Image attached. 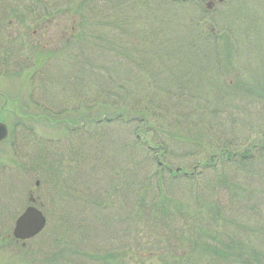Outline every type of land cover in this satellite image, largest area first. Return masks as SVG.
Instances as JSON below:
<instances>
[{"label":"rangeland","instance_id":"374dc122","mask_svg":"<svg viewBox=\"0 0 264 264\" xmlns=\"http://www.w3.org/2000/svg\"><path fill=\"white\" fill-rule=\"evenodd\" d=\"M9 2L14 4L15 0L0 2V113L5 92L13 98L19 97L11 106H15L18 113L22 111L21 105L24 113L30 114L49 115L43 108H51L56 113L66 109L70 112L60 116L50 115L55 121L53 126L45 120L38 124L28 121L23 132L18 131L15 136L13 144L18 146L15 153L12 152L11 144H8L10 139L0 145V264H174L175 257L186 260L188 255L183 257L184 254L196 250L194 241L197 239L198 223L207 218L198 203L201 199L209 201L215 183L223 177L232 182L239 176L236 181L244 183L247 180L243 194L261 201L256 204L257 211L258 214L262 211L264 217V209L260 208L264 205V156L256 152L254 158L240 171L236 170L238 165L229 164L221 157L220 149L229 141L228 148L242 151L247 140L256 139L262 143L264 139V97L260 96L264 88V0H224L222 3L217 0H185L184 5L180 2L177 6H172L170 2L164 5L163 18L169 23L166 38L169 41L183 38V41L173 51L158 53L164 57L161 68L151 65V88L153 82L159 85L151 92L163 101V109L159 113L161 116L153 118L151 126L161 132L163 137L167 136L164 122L166 111L170 113L171 108L181 121H195L205 119L200 117L204 108L203 112L210 121L216 118L213 123H217L213 131L209 132V138L214 136L212 142L205 138L201 141L203 145L209 143L207 154L175 157L174 160L168 157L165 160L173 169L180 168V173L189 175L195 173L196 165L207 160L215 158L216 164L214 169L204 170L200 166L197 175L193 176L194 181L186 178L172 182L168 180L163 189L166 197L162 196L155 184H143L144 196L151 200L146 203H140L141 187L136 171L127 170V167L132 169L128 164L132 161L125 158L120 163L119 148L114 146L115 138L119 136L120 143V135L126 132L124 126L133 129L135 125L123 126L120 121L105 123L103 129L93 135H89L90 129L80 128L77 134H70L66 127L67 120L77 119L78 112L73 111L87 108L84 112L87 124L98 111V105H93L90 99L93 86L88 81L90 67L86 68V64L91 59L117 72L129 68L123 66L122 49L120 52L110 51L113 38L107 40L104 29L98 24L100 19L97 13L104 12V9L94 11V8L103 1L43 2L49 5L45 25L48 19H53V24L47 25L46 29H63L69 34L73 17L79 14L76 9L83 5L86 11L83 27L90 25L89 32L94 35H91L90 40H76L70 45L64 43L68 46L63 50L61 43L59 52L43 51L42 45L49 43L50 35L34 37V29L42 23L29 20L28 29L17 34L39 42L35 50L41 52L32 57L25 55L27 51H21L23 41L14 40L15 43L5 39L8 23L4 13ZM154 2L151 0V7ZM209 2L214 3L210 11ZM134 3L140 7V3ZM134 3L127 8L129 12ZM25 5L34 8L35 2L26 1ZM120 7L123 8V5ZM53 11L55 14H51ZM201 11L206 12V17ZM235 16H238L239 21L235 20ZM163 18L161 21H164ZM130 22L139 31L143 30L144 24L140 19H130ZM195 23L202 29L211 25L217 30H224L222 25H232L233 29L228 36H207L211 40L219 36L210 45L208 40L194 34L198 28ZM189 30L193 32L191 36ZM81 31L83 28L80 27L78 32ZM38 33L42 34L40 30ZM151 40L155 41L153 37ZM193 40L204 45L199 52L189 50L188 45ZM84 43L87 45L86 54L82 50ZM58 44L57 39L55 47ZM119 56H122L123 62ZM82 61H85L83 65L80 64ZM230 62L232 68L225 69L224 75L220 74V68L215 69L213 66ZM35 68L43 70L41 79L33 73ZM129 70L131 74L123 72L121 76L132 77L143 73L134 68ZM75 74H78L79 79L82 76L87 78V86L76 81ZM138 83L146 86V82L141 80ZM175 84H180L184 89L167 88ZM234 84L236 88L234 86L231 89ZM41 85L46 88L43 89ZM72 86L75 89L86 87L88 97L82 92L75 102L74 98L71 99L74 94L63 93L64 90L69 93ZM99 87L102 93L106 82H100ZM248 89L253 90L251 94L247 92ZM80 98L83 99L82 104L78 105ZM84 99L85 102L89 99V103H84ZM107 99L100 102L107 105ZM204 100L209 101L210 108L203 107L206 104ZM115 104L118 106V99ZM116 105L112 104V107L116 108ZM195 128L199 130L197 125L191 126L190 130L194 131ZM154 134L151 129V142H157L152 139ZM110 137L112 141L109 144L99 141V138ZM111 144L112 151L109 150ZM232 173H238V176L234 178ZM238 185L242 188V185ZM30 192H33L34 197H40L37 205L47 215L48 223L42 234L23 246L22 242L13 240L12 233L16 219L29 205ZM233 194L228 195L234 199ZM159 202H163L161 208L157 207ZM181 204L183 206L176 209L181 211L178 215L171 212V209ZM235 210L238 216L245 212ZM227 216L230 217V212ZM169 230L172 232L168 233ZM196 262L199 263L200 258Z\"/></svg>","mask_w":264,"mask_h":264},{"label":"trees","instance_id":"16d2710c","mask_svg":"<svg viewBox=\"0 0 264 264\" xmlns=\"http://www.w3.org/2000/svg\"><path fill=\"white\" fill-rule=\"evenodd\" d=\"M99 1L101 3V0H98V3ZM102 1L101 4H97L98 7H95L94 11H99L102 8L104 9V12L97 13V17L100 19L98 24L104 29L106 39L109 40L110 37L113 38L110 51L120 52L119 50L122 49L121 54L123 55V60L125 62L122 61V56L119 57L124 63L123 66L142 70L143 73L132 77H123L121 76V73L126 72L127 74H131L132 71L128 68L127 70L117 72L108 65L91 59L86 64V68L90 67V71H88V81L93 86L90 89V99L92 100L93 105H98V111L96 115L93 114V116L90 117L87 124L85 119L86 114L84 113L87 108H84L82 111L80 109L75 110L73 111L74 113L78 112L77 119L72 121L67 120L66 127L70 134H77L79 131L78 128H80L82 130L90 129L89 135H93L99 133V131L103 129L105 123L120 121L123 126L135 125L133 129L132 127L124 126L126 132L120 135V143L119 136L115 138L116 143L114 146L115 148H119L118 156H120V163H122L125 158L126 160L129 159L132 161V163H128L129 166H132V169L130 170L127 167V170L136 171L138 182L141 187L139 193V195L141 194L140 203H146L151 200H149L148 196H144L143 184H155L157 188L161 190V194H163L162 196L166 197L167 195H164L163 189L164 184L168 180V182H172L173 180L186 178L187 180L194 181L193 176L197 175L196 171H198L200 166H202L203 168L201 169L204 170L214 169L216 162L214 161L215 158H212L205 163L196 165L195 173H191L190 175L185 174L186 172L180 173L173 169L165 158L170 157L174 160L175 157L182 156L183 158V156L187 157L189 155L197 156L203 153L207 154L206 150L208 149L207 147L209 143L203 145L201 144V141L202 138H205V140L212 142L214 136L211 138L208 136H211L209 132L213 129V126L216 127L217 125L216 122L213 123L216 118L210 121L209 116L203 112V108L200 117L205 119H198L195 121L187 119L181 121L179 120V117H177V113L173 114V110L169 107L170 113L169 111H166L164 116V122L167 126V131L165 133L167 136L163 137V135H160L161 132L155 131L151 126L153 118L156 119L157 117H160V109H163V103H161L163 101L156 98L154 93L151 92L153 88H158L159 86L153 82V88H151V79L153 78L151 74V65L154 64L156 67L161 68L163 63L162 59L164 57L158 55V53H168L169 51H173V49L180 46L181 41H183V38L170 41L166 38L168 31L167 26L169 23L163 18V11H165L164 5H169V2L172 3V6H177L179 2L184 5L185 1L174 2L171 0H153L155 1L153 7H151V0H122V2L114 0ZM134 2L140 3V7L138 8L137 4ZM132 3L134 4L130 7L131 11L129 12L127 8ZM121 5H123V8L120 7ZM48 7L49 5L44 3L45 10L48 11ZM76 10L77 13L79 11L80 14H75L73 17V22H76L74 25L75 31H72L70 27L69 34H67L63 40H60L61 43H63V49L68 46L64 45V43L70 45L71 42L76 40H85L88 38L90 40V38H92L91 35H94L90 33L91 31L89 32L90 25L86 27L87 29L83 27L86 23L85 7L80 5ZM201 12L204 17H206V12ZM162 18L164 21H161ZM130 19H140L141 23L144 24L143 30H140V32L131 24ZM235 20L239 21L238 16H235ZM195 24L198 28H196L194 34L201 36L205 41L208 40L209 42L207 41V43L210 45L219 38V36H217L216 40H211V38H213L212 35L224 34V36H228L233 29L232 25H222L224 30H217V28H214L212 25L211 27H205L202 29L197 23ZM92 25L96 24L92 23ZM80 27L83 28L84 33L83 31L80 33L78 32ZM71 34L73 36H70ZM191 34H193V32L189 30V36H191ZM207 36L211 38H208ZM151 37H153L155 41H152ZM56 39L59 40L60 38L58 37ZM25 41L29 40L26 39ZM195 41L197 40H193L188 46L189 50L192 49L191 51L196 53L199 52L201 50L200 47L204 45L199 44L198 41L195 43ZM32 42H34V40H32ZM34 44L39 46V43L37 44L35 42ZM82 50L83 53L86 54L87 45L85 43ZM24 51L27 50L24 49ZM91 53L94 54V51H91ZM84 62L85 61H82L80 64L83 65ZM213 66L215 69L220 68L219 72L220 74H223L225 69L228 67L232 68V63H219L214 64ZM145 70L149 72H146ZM33 73L38 75L39 79H41L43 70L41 68H35ZM78 74H75L76 81H80L87 86V78L82 76L79 79ZM72 79L73 77H71V80ZM103 80L106 82V87L101 93L99 83ZM138 80L146 82V86L144 87L140 85ZM72 82H74V80H72ZM224 85L226 86L225 82ZM41 86L43 89L46 88L43 85ZM234 86L236 88V85L234 84L231 86V89ZM167 88L170 90L184 89L180 84H175ZM238 90L240 89H237V91ZM248 90L247 92L250 94L251 91H253L250 89ZM261 90H263V94H260V96L264 97V88ZM86 91V87H83V89H75L72 86L69 93L65 90L63 93L74 94L71 96V99L74 98L73 100L76 102L77 96H80L82 92L84 93L83 95L88 97L89 93ZM103 99H107V105L100 102ZM117 99L119 100L118 106L115 104V100ZM82 100L83 99L80 98L78 105L82 104ZM89 101L90 100L88 99L85 102L84 99L83 102L88 104ZM230 101L234 104L237 103L233 100ZM205 102L206 104H203L205 105L203 107L210 108L208 104L209 101L204 100V103ZM112 104L117 107L113 108ZM43 109L46 110L49 115L54 114L60 116L66 115L67 112H70V110L67 109L58 113L51 108ZM179 115L181 116V113H179ZM212 115L215 116L213 111ZM201 123H204L206 126H200ZM230 123L233 124L231 121ZM196 125L199 126L198 131L196 128L194 131L190 130L191 126ZM227 128H229L228 125ZM151 129L155 133L152 139L154 141L157 140V142H151ZM262 134L264 135V131H262ZM224 139H220V141H224ZM99 141L109 144L112 141V137L108 139L99 138ZM225 144L226 146L220 147L221 157H223L229 164L238 165V169L236 170L241 171L242 167H245L248 164V161L254 158L256 152L264 156V139L262 140V143H259L256 139L247 140V143H245V150L242 151H232L228 148L227 145L229 144V141ZM109 150H113V144L110 145ZM252 162H254V160ZM252 171L253 170L251 169V172ZM232 176L235 178L238 176V173H236V175L232 173ZM239 177L236 179H239ZM236 179L234 183L227 177L220 178L218 182L215 183V187H213V192L210 194L209 201L202 199L199 201L198 204L204 209L207 218L205 217L206 220L204 222H201L200 219L201 223H198L199 227L196 224L198 229L195 234L197 239L194 241V243L196 242V250L195 252H193V250L191 253L184 254L183 257L188 255L186 260H178L179 257H175L174 264H264V217H262V211L258 214L256 205L261 201H257L253 197L243 194L247 180L242 183L236 181ZM250 181L251 180H249V182ZM238 184L242 185V188L238 187ZM228 192L230 194L234 193V199L228 195ZM157 197H160V195H157ZM162 204L163 202H159L157 207L161 208ZM237 205H240L239 208L234 207ZM180 206L182 207L183 204L171 209V212L178 215V212L181 211L176 209H179ZM260 208L264 209V205L260 206ZM235 209L245 210V212H242L241 215L238 216V212ZM229 212L230 217L227 216ZM233 212H236L237 215H234ZM240 217H242V219H239ZM217 224L218 228H216ZM167 232L171 233L172 231L169 230ZM191 235L194 236L193 234ZM260 244L262 246H260ZM141 257L143 258V256ZM197 258H200L199 263L196 262Z\"/></svg>","mask_w":264,"mask_h":264},{"label":"flooded vegetation","instance_id":"af4514ba","mask_svg":"<svg viewBox=\"0 0 264 264\" xmlns=\"http://www.w3.org/2000/svg\"><path fill=\"white\" fill-rule=\"evenodd\" d=\"M3 1L8 2V0H0V2L2 3ZM24 0H15V3H7L6 4V10H5V18H7V33L8 35L5 36L6 40H10V41H18L19 40H23L24 39V43H25V49L27 51H29V55L34 54L35 52H37V50H35L38 46L35 45L34 43L36 42L34 40V42H32L33 38H28L22 35H18V32H25L28 28H27V23L29 20L32 21H37L38 23H42L38 28L34 29V37L40 35L42 37H46L47 35H50L49 37V42L52 43L56 40V38H60V40H63L64 37H66L67 33L65 30L63 29H59V30H55L54 28H50V29H46L47 25H52L53 24V19H48L47 24L45 25L44 23V19L45 16H47V14L49 13L47 10H45L44 8V4L41 3L39 4L36 8H32L31 12H29L26 8L25 3L23 2ZM27 1V0H26ZM32 1V0H30ZM51 14H55V12H52ZM30 16V17H29ZM46 29V30H45ZM39 30L41 31L42 34L38 33ZM72 31H75V26L71 27ZM38 33V34H37ZM54 36V37H53ZM70 36H73L72 34ZM29 40V41H25V40ZM37 44L39 42H36ZM22 46H24V44H22ZM42 48L44 50H48L50 48H53V44H45L42 45ZM31 53V54H30ZM23 124H18L17 126H20ZM39 185V183H37V186ZM29 206L34 205L36 206L37 203L40 201V197L34 198L33 194L30 192L29 194ZM27 242H22L23 246H26ZM29 264V263H27Z\"/></svg>","mask_w":264,"mask_h":264},{"label":"water","instance_id":"95a60500","mask_svg":"<svg viewBox=\"0 0 264 264\" xmlns=\"http://www.w3.org/2000/svg\"><path fill=\"white\" fill-rule=\"evenodd\" d=\"M178 1V0H173ZM212 2H209L208 5L211 6ZM2 94H0L1 96ZM4 103L2 108V115L0 116V143L7 139L10 132V124L7 121V115L12 114L14 116L24 118V119H33L40 120L42 116H34V115H25L22 113H18L16 107H9V109L4 108V104H8L9 100L6 96L3 97ZM13 103V102H12ZM47 219L43 212L36 207L30 206L26 209V211L18 218L16 222V226L14 229V236L18 239L26 240L29 239L38 233H40L46 226Z\"/></svg>","mask_w":264,"mask_h":264},{"label":"bare ground","instance_id":"6f19581e","mask_svg":"<svg viewBox=\"0 0 264 264\" xmlns=\"http://www.w3.org/2000/svg\"><path fill=\"white\" fill-rule=\"evenodd\" d=\"M6 95H7V97H9V95L6 93ZM9 100V99H8ZM4 103V102H3ZM13 105V103H12V101L11 100H9V102H8V104H4V108H5V110L6 109H9V107H11Z\"/></svg>","mask_w":264,"mask_h":264}]
</instances>
